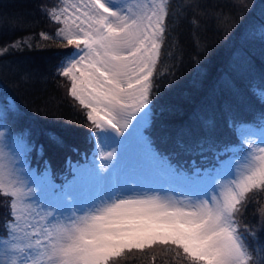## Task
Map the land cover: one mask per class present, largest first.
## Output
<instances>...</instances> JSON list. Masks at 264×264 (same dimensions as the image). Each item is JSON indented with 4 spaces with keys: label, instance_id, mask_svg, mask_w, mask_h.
<instances>
[{
    "label": "snow or ice",
    "instance_id": "6c2138e0",
    "mask_svg": "<svg viewBox=\"0 0 264 264\" xmlns=\"http://www.w3.org/2000/svg\"><path fill=\"white\" fill-rule=\"evenodd\" d=\"M187 3L195 11V0ZM170 4L55 0L41 6L57 25L41 39L73 49L61 55L56 73L67 78L68 94L85 110L92 157L70 165L73 178L61 184L47 161L38 177L30 154H42L43 145L37 148L27 130L11 134L16 130L9 123L19 117L12 100L0 107V196L9 198L0 264H121L153 247L170 250L175 264H264V208L257 226L244 222L249 204L264 194V111L255 112L243 96L234 75L239 66L208 85L195 127L161 123L170 154L157 151L145 134L153 110L166 109L153 104V77L171 30ZM247 6L245 0L230 5ZM5 24L16 30L19 19L0 17V28ZM25 48H32L28 39H18L0 47V56ZM240 60L252 70L249 53ZM40 77L38 68L24 70L27 80ZM252 91L264 105V88ZM220 121L236 143L217 135ZM46 134L64 144L62 134ZM181 155L199 157L201 164L193 159L186 170L172 162Z\"/></svg>",
    "mask_w": 264,
    "mask_h": 264
},
{
    "label": "trees",
    "instance_id": "16d2710c",
    "mask_svg": "<svg viewBox=\"0 0 264 264\" xmlns=\"http://www.w3.org/2000/svg\"><path fill=\"white\" fill-rule=\"evenodd\" d=\"M54 2L0 0V17L19 19L16 30L8 24L0 28V47L24 38L32 45L31 50L25 48L23 52L0 56V100L12 99L19 108L18 119L9 123L11 129L15 127L14 133L27 130L37 148L43 145L42 154L35 149L30 154L33 155L32 164L44 168L47 161L52 171H56L66 158L77 159L82 150L92 146L87 137L90 129L85 110L68 94L70 82L56 73L61 55L72 49L44 41L39 35L41 32L51 35L57 27L40 11L41 6ZM195 2L197 7L193 11L187 0H171L168 18L171 30L166 34L157 73L153 77V104L166 106V109L163 113L160 107L153 110V126L147 134L152 135L156 146L165 154L171 153L172 145L163 139L161 123L195 127L197 114L208 99V85L238 66L234 75L243 96L255 112L264 111V105L252 91L264 88V0H245L248 6L240 9L230 7L233 0ZM220 13L225 17L223 21L218 19ZM201 45L205 46L203 51ZM244 52L252 57L251 71L240 60ZM31 68L40 70L39 79L24 78V70ZM244 116L251 119L248 113ZM68 121L71 123H66ZM48 131L62 134L64 144L51 142L46 134ZM217 135L225 142H237L223 121L218 125ZM173 159L182 161V165L193 159L201 163L199 157L188 155ZM260 195L257 194V201ZM8 199L0 196V218L6 215L4 202ZM258 209L259 202L249 204L244 217L249 226L259 224ZM121 264H175V261L170 250L153 247L131 253Z\"/></svg>",
    "mask_w": 264,
    "mask_h": 264
},
{
    "label": "rangeland",
    "instance_id": "374dc122",
    "mask_svg": "<svg viewBox=\"0 0 264 264\" xmlns=\"http://www.w3.org/2000/svg\"><path fill=\"white\" fill-rule=\"evenodd\" d=\"M72 51H73V49H72ZM66 80H67V78H66ZM68 81V80H67ZM69 82V81H68ZM70 84V83H69ZM9 100H12V99H7L5 102H3L2 100H0V107H7V104H8V102H9ZM13 101V100H12ZM14 102V101H13ZM15 103V102H14ZM9 129H11V126H9ZM0 130H2V129H0ZM12 135H16L17 133H14V132H12L11 133ZM117 152H119V149H117ZM32 153H33V151H32ZM31 153V154H32ZM33 156V155H32ZM32 156H30V161H29V167L30 168H32V169H35L36 170V175L38 176V177H40V176H42V174H43V172L42 173H39L38 171H37V169H36V166H34L33 164H32V162H31V159H32ZM39 157H40V155H39ZM83 165L82 163H75V165L74 166H76V165ZM73 178V177H72ZM71 178V179H72ZM55 182V181H54ZM56 184H61L60 182H55ZM172 195H174V196H176L177 197V199H180L181 197H180V195H178L177 193H172ZM258 202H259V209L260 208H264V194H262V195H260V197L258 198ZM261 203V204H260ZM259 209L257 210V214H256V216L258 217V218H261L260 217V213H259Z\"/></svg>",
    "mask_w": 264,
    "mask_h": 264
}]
</instances>
